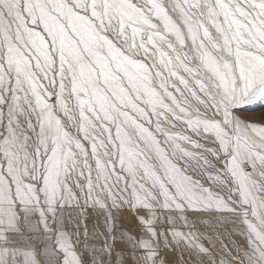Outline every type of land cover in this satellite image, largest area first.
I'll use <instances>...</instances> for the list:
<instances>
[{
  "label": "snow or ice",
  "instance_id": "snow-or-ice-1",
  "mask_svg": "<svg viewBox=\"0 0 264 264\" xmlns=\"http://www.w3.org/2000/svg\"><path fill=\"white\" fill-rule=\"evenodd\" d=\"M264 0H0V264H264Z\"/></svg>",
  "mask_w": 264,
  "mask_h": 264
},
{
  "label": "rangeland",
  "instance_id": "rangeland-1",
  "mask_svg": "<svg viewBox=\"0 0 264 264\" xmlns=\"http://www.w3.org/2000/svg\"><path fill=\"white\" fill-rule=\"evenodd\" d=\"M246 120L258 121L264 117V105H250L244 113Z\"/></svg>",
  "mask_w": 264,
  "mask_h": 264
}]
</instances>
